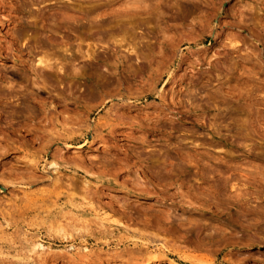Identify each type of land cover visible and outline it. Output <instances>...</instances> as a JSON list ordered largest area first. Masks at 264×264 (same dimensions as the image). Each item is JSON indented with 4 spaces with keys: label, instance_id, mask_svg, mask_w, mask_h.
I'll list each match as a JSON object with an SVG mask.
<instances>
[{
    "label": "rangeland",
    "instance_id": "obj_1",
    "mask_svg": "<svg viewBox=\"0 0 264 264\" xmlns=\"http://www.w3.org/2000/svg\"><path fill=\"white\" fill-rule=\"evenodd\" d=\"M0 264H264V0H0Z\"/></svg>",
    "mask_w": 264,
    "mask_h": 264
},
{
    "label": "bare ground",
    "instance_id": "obj_2",
    "mask_svg": "<svg viewBox=\"0 0 264 264\" xmlns=\"http://www.w3.org/2000/svg\"><path fill=\"white\" fill-rule=\"evenodd\" d=\"M41 1V0H40ZM35 2V1H34ZM37 2V1H36ZM42 2H44V1H42ZM19 3V2H18ZM17 3V4H18ZM21 6V5H20ZM17 51H18V49H17ZM18 53L20 54V56L23 58V56H25V54L24 53H22V51H18ZM89 55V54H88ZM35 61V60H34ZM50 61V60H49ZM49 61L46 59V58H44V57H37V60H36V69H38V68H41V69H48V68H50V65H51V61H50V65H49ZM24 63H26V64H28V62H24ZM32 64V63H31ZM34 64V63H33ZM35 66V65H34ZM52 67H53V65H52ZM30 68V67H29ZM31 69V68H30ZM30 71V70H29ZM34 71V70H33ZM36 71V70H35ZM45 71V70H44ZM43 73V72H42ZM36 74V73H35ZM40 74V73H39ZM42 75V74H41ZM40 75V76H41ZM37 76V75H36ZM53 112V111H52ZM52 117H53V115H52ZM50 120H51V118H50ZM54 122V121H53ZM52 122V123H53ZM45 125V124H44ZM46 127V126H45ZM46 129V128H45ZM34 130V129H33ZM56 133V132H55ZM58 137H59V134H58ZM37 140V139H36ZM51 141H52V139H51ZM50 141V142H51ZM47 142V141H46ZM49 142V141H48ZM54 142V141H53ZM45 143V142H44ZM47 144V143H46ZM49 144V143H48ZM51 165H53V164H51Z\"/></svg>",
    "mask_w": 264,
    "mask_h": 264
}]
</instances>
